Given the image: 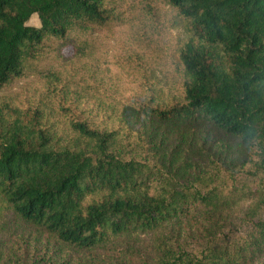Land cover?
Segmentation results:
<instances>
[{
    "label": "trees",
    "instance_id": "obj_1",
    "mask_svg": "<svg viewBox=\"0 0 264 264\" xmlns=\"http://www.w3.org/2000/svg\"><path fill=\"white\" fill-rule=\"evenodd\" d=\"M109 2L0 0V233L29 232L0 264H264V0H167L183 86L132 98L93 51ZM63 45L85 62L40 66ZM30 76L38 97L6 100Z\"/></svg>",
    "mask_w": 264,
    "mask_h": 264
},
{
    "label": "rangeland",
    "instance_id": "obj_2",
    "mask_svg": "<svg viewBox=\"0 0 264 264\" xmlns=\"http://www.w3.org/2000/svg\"><path fill=\"white\" fill-rule=\"evenodd\" d=\"M109 5L116 7V16L108 27L92 36L93 51L101 61V69H109L101 72L100 78L110 81L118 95L123 98L134 97L138 90L144 88H141V83H158L164 87L166 95L180 91L184 78L178 67L179 50L188 37L178 10L169 5L167 0H110ZM29 24L40 26L38 16L34 15ZM135 32L147 48L143 46L138 49L132 44ZM60 50L50 55L40 66L60 69L69 75V68L78 67L80 62H85L75 56L72 45H63ZM145 74L146 79H142ZM35 76L13 81L3 92L6 100L23 107L28 106V97H34L35 100L38 97V88L42 90L45 86ZM53 103H60V98L57 96ZM202 130L204 129L199 128L192 131L199 135L198 132ZM13 218H9L8 225L11 233L2 231L0 242L20 240V233L29 235L22 227L19 229L20 233L16 232L14 235L13 228L16 229V223ZM14 244L15 248L20 246V242Z\"/></svg>",
    "mask_w": 264,
    "mask_h": 264
}]
</instances>
